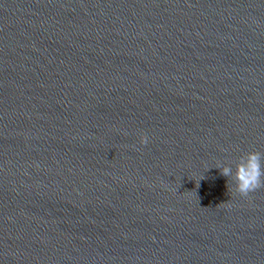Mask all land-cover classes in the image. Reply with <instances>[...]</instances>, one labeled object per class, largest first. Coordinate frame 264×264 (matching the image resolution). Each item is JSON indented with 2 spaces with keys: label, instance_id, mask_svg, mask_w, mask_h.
<instances>
[{
  "label": "water",
  "instance_id": "water-1",
  "mask_svg": "<svg viewBox=\"0 0 264 264\" xmlns=\"http://www.w3.org/2000/svg\"><path fill=\"white\" fill-rule=\"evenodd\" d=\"M253 151L264 0H0V264H264Z\"/></svg>",
  "mask_w": 264,
  "mask_h": 264
},
{
  "label": "clouds",
  "instance_id": "clouds-1",
  "mask_svg": "<svg viewBox=\"0 0 264 264\" xmlns=\"http://www.w3.org/2000/svg\"><path fill=\"white\" fill-rule=\"evenodd\" d=\"M141 144L148 142L146 135L141 136ZM261 153L253 151L241 156L236 165L235 172L229 167L221 169V174L225 177H233L236 182V190L247 196L250 192L260 187H264V170L261 167Z\"/></svg>",
  "mask_w": 264,
  "mask_h": 264
}]
</instances>
